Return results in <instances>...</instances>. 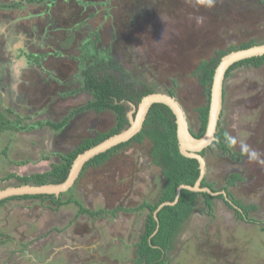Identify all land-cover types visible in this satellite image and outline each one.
I'll return each mask as SVG.
<instances>
[{"label": "rangeland", "instance_id": "374dc122", "mask_svg": "<svg viewBox=\"0 0 264 264\" xmlns=\"http://www.w3.org/2000/svg\"><path fill=\"white\" fill-rule=\"evenodd\" d=\"M79 1L88 3L80 7L74 0L68 4L57 1L58 8L46 15L62 29L52 32L55 36H50V43L32 49L46 53L41 68L32 65L27 70L24 62L19 66L18 58L10 67L0 69V113L18 127L32 126L39 119L61 120L91 99L89 93L79 90L85 66L80 62L87 39L97 36L96 47L109 49L134 79L159 93L173 89L189 130L196 133L197 109L206 104V95L192 76L196 64L230 45L264 41V0H215L211 8L201 0ZM28 2L24 10L16 11L11 10V0H0V46L4 44L2 36L21 16L27 17L21 19L27 26L22 29L21 23L15 22L12 35L26 41L32 38L27 33L33 28L28 26L37 20L32 15L42 11L45 2ZM198 16L205 18L203 25L196 24ZM40 21L43 23L45 18ZM41 31L39 26L34 37ZM11 56L8 54L9 61ZM43 69L52 72L47 70L44 77ZM23 78H28L29 84L14 82ZM223 88L224 108L228 102L224 120L226 123L229 118L226 128L232 154H223L214 146L207 148L204 177L215 190L228 188L253 221L238 219L234 208L220 197L213 199L211 214L202 212L198 197L199 203L167 255L169 264H264V164L250 160L245 150L250 146L264 159V64L234 70ZM46 104L53 108L51 113L45 109ZM114 125L112 111L87 110L75 114L59 131L38 126L6 129L0 132V178L11 172L31 175L49 171L51 164L60 163L61 156L86 137L107 132ZM149 147L145 138L117 150L101 165L86 168L61 193L62 200L72 197L79 204L57 208L49 199L39 198L3 203L0 231L11 242L4 247L15 252L14 245L29 240V252L38 251L40 261H44L52 243L56 251L50 264H132L133 246L149 212L147 208H136L155 203L163 186L160 170L149 158ZM16 185L20 183L10 178L0 182V189ZM79 205L105 213L76 216ZM12 240L17 243L12 245ZM26 262L21 259L20 263Z\"/></svg>", "mask_w": 264, "mask_h": 264}, {"label": "trees", "instance_id": "16d2710c", "mask_svg": "<svg viewBox=\"0 0 264 264\" xmlns=\"http://www.w3.org/2000/svg\"><path fill=\"white\" fill-rule=\"evenodd\" d=\"M30 1L41 2L43 0ZM87 3L88 2H84L83 4L85 5ZM10 7H15V4L10 5ZM97 42V36L95 39H87L85 49L83 48L81 52L80 63L85 66L81 70L84 83L79 90H85L91 95V99L81 107L72 110L59 121H39L34 123L30 128L48 125L51 129L59 131L75 114L87 110H94L97 113L106 110L112 111L115 115V125L107 132H99L93 136L86 137L71 151L62 155V161L60 163L51 164V169L49 171L22 176L9 173L1 177L0 182L10 178H15L20 184L32 183L41 185L45 183L57 184L63 182L67 178L72 162L78 154L104 141L108 137L126 130L130 125L127 114L132 109V105L138 107V104L144 96L156 92L154 87L134 79L124 70L111 56L109 49L96 47ZM255 44L256 42L251 40L246 43H241L238 46L230 45L224 50L215 51L210 58L200 60L196 64L192 76L201 86L203 93H205L206 104L197 109L199 128L196 133H192L195 137H201L206 130L211 84L215 69L221 58L231 51L245 49ZM263 62L264 55L236 61L227 68L224 78L230 75V72L234 68L239 66L258 67ZM77 91L78 90H74L73 92L75 93ZM167 93L175 96L173 89H168ZM217 124L219 123L217 122ZM10 128L28 129L26 127H18L16 122L14 123L13 121L5 119L0 113V132ZM214 136L215 140H213L212 143L216 144L220 150L222 148V151L228 150L226 143L222 141V135L214 134ZM145 138L150 142L148 155L151 162L160 170L163 177V186L160 189L155 203H143L136 208H147L149 212L143 222L141 236L133 246L132 264H169L170 261H168L167 255L173 248L178 233L183 227V223L186 222L190 214L194 211L198 197L201 198L203 203V207L199 210L205 212V209H207L206 213L211 214L214 205L213 199L215 197L222 198L224 195L221 192L217 195H211L208 192L191 191L182 188L174 203L165 204L158 208L159 205L164 202H173L176 197L177 187L181 184L193 185L200 173L198 160L186 157L179 151L175 116L168 106L162 103L151 104L140 131L128 141L119 143L105 152L99 153L87 160L79 176H81L84 170L89 166H99L104 163L119 148L128 146L131 143H141ZM223 153L226 152L223 151ZM200 154L203 157L204 150L200 152ZM200 187H208L212 192H216L213 183L207 182L205 177L201 179ZM224 189H226V187ZM36 198L49 199L57 208L69 203L79 204V201L72 197L62 200L61 194L59 196L54 194H24L4 198L0 200V206L11 199ZM232 203L236 205L235 211L238 219L244 220L245 222L253 221V219L248 218L245 206L240 201L232 199ZM232 203L230 205L233 206ZM104 213V210L91 212L87 208L79 205L77 216L80 214L101 216ZM261 223L264 228V216Z\"/></svg>", "mask_w": 264, "mask_h": 264}, {"label": "water", "instance_id": "95a60500", "mask_svg": "<svg viewBox=\"0 0 264 264\" xmlns=\"http://www.w3.org/2000/svg\"><path fill=\"white\" fill-rule=\"evenodd\" d=\"M261 55H264V42L255 44L245 49L231 51L221 58L213 75V80L210 89L209 111L206 130L201 137H195L189 130L183 110L181 109L175 96H172L168 93H151L141 99L140 103L138 104V107L132 105V109L127 114L130 125L126 130L108 137L104 141L94 145L93 147L83 151L82 153L76 156V158L72 162L68 176L63 182L57 184L45 183L41 185L24 183L16 186L6 187L4 189H0V200L7 197L24 194H54L58 196L62 192L67 191L74 183L75 179L78 177L84 163L87 160L99 153L105 152L109 148L119 143L128 141L131 137H133L136 133L140 131L147 111L153 103H162L171 109L175 116L176 134L179 144V151L182 155L186 157L197 159L200 170L199 176L193 185H179L176 189V197L174 201L164 202L159 205L158 208L165 204L174 203L177 200V197L182 188L191 191L208 192L209 194H214L208 187H200V182L201 179L204 177L205 172L204 159L200 154V151L203 148L209 146L212 141L215 140L214 133L216 131V126L221 111L222 86L225 71L231 64L236 61Z\"/></svg>", "mask_w": 264, "mask_h": 264}, {"label": "flooded vegetation", "instance_id": "af4514ba", "mask_svg": "<svg viewBox=\"0 0 264 264\" xmlns=\"http://www.w3.org/2000/svg\"><path fill=\"white\" fill-rule=\"evenodd\" d=\"M29 0H11V4L10 5H14L15 4V7H11V10H16V11H21V10H24L25 6L27 5V2ZM45 3L42 5L43 6V10L42 11H38V12H35L32 16L33 18H36L37 20H35L34 23H32L31 25H29L28 27H32L33 28V31H28V35L31 34L32 38L27 40L26 39H16L17 36H14L12 35L13 34V29H14V26L16 25L15 22H20L21 24H19L22 29L26 28L27 25H24L22 20H26L27 17L25 16H21V17H18L15 19V21L11 24L13 25L12 28L7 32V35L6 36H2L4 37V44L2 46H0V69L1 68H6L7 66H11L12 65V62L15 60V59H18V58H22L24 59V66L27 67V66H30L32 67L35 66V65H38L40 68H41V64L43 63V61H45V55L46 53L45 52H42L40 51V49H38L39 51H36V52H39V53H36L35 51L33 52L32 49L34 48H40L42 45H45V44H48V42L50 43V41L48 39H50L51 35L53 34L52 32H56L62 28H60V26L58 25V22L56 24V20H51L49 18H47L46 15L50 16L52 10H55L56 8H58V3L57 1H60V2H64V3H69L70 0H43ZM43 1L41 2H36V1H29L28 3H34V4H41L43 3ZM74 1H77L76 4H78L80 7H85V5L87 4H83L82 1H79V0H74ZM78 1L80 3H78ZM66 4V5H67ZM65 5V6H66ZM4 8L7 7V5H2ZM46 16V17H45ZM43 18H45V21L43 23H41L40 19L42 20ZM40 21V22H39ZM39 26H41V33L38 37H34L35 36V32L37 31V29L39 28ZM35 30V31H34ZM26 32V30L24 31ZM54 35V34H53ZM55 36V35H54ZM38 40H35L37 39ZM19 40V41H18ZM10 41V42H9ZM16 41H18L16 43ZM26 41V42H25ZM16 43V44H15ZM24 43V44H23ZM20 44V45H19ZM19 45V46H18ZM58 50V49H57ZM59 51V50H58ZM2 53V55H1ZM13 55L11 56L10 58V61H9V58H8V54ZM17 55V57H16ZM2 57H5L6 59H2ZM37 58V59H36ZM41 61V62H40ZM263 63H261L258 67H260ZM2 65V66H1ZM258 67H245V66H239L237 68H234L231 72H230V75H228L226 78H224L223 80V84L224 82L229 79L231 76H232V72L234 70H237V69H247V68H258ZM27 70H29V68L27 67ZM49 70V69H43L42 72L44 73L42 76L45 77V74H46V71ZM50 73L52 72V69L49 70ZM15 72V71H14ZM36 76H37V79H39V71L36 72ZM29 79L27 78L26 81H28ZM29 82V81H28ZM29 84V83H28ZM27 84V85H28ZM31 85V84H30ZM222 103H221V112L219 114V119H218V123L217 126H216V131L214 134H220L222 135V141L224 143H226L227 145V149L228 150H223L225 151L226 153H223V154H232V150L230 149V141L228 139V135L230 134V132H228V129L226 128V124L228 121V119H226V123H225V120H224V116L227 115V108H228V102H227V108H224V104H223V101L226 99L225 97V92H224V88L222 86ZM53 138V137H52ZM56 141V139H55ZM132 144V143H131ZM211 146H214L216 148H218L220 150V148L216 145V144H210ZM209 145V146H210ZM209 146L203 148L200 152H202L204 150V155H205V150L207 148H209ZM210 146V147H211ZM126 147V146H124ZM122 147V148H124ZM122 148H119V149H122ZM118 149V150H119ZM222 151V148L220 150V152H223ZM204 157V156H203ZM150 158V157H149ZM235 160H237V158H235ZM239 160V159H238ZM43 173V172H42ZM30 175V174H28ZM218 193L221 192L224 196L222 198H220L221 200L223 199L225 202L231 204L232 203V199L234 198L229 189H224V187H221L220 188V191L216 190ZM60 195V194H59ZM58 195V196H59ZM216 198V197H215ZM214 198V199H215ZM202 202V200H201ZM199 203V200L196 201V204ZM233 204V208L234 210L236 209V206L234 203ZM203 207V203L201 204V208ZM59 208V207H58ZM198 209V208H197ZM200 209V208H199ZM207 211V209H205ZM82 215V214H80ZM78 215V216H80ZM103 215V214H102ZM101 215V216H102ZM77 216V215H76ZM92 216V215H91ZM93 216H97V215H93ZM76 218V217H75ZM74 218V219H75ZM71 233V231H70ZM39 236V235H38ZM6 234L3 232V231H0V264H21V259H26L27 262L26 263H22V264H50V262L52 261L51 259V256L54 255L55 251H56V247L53 246L52 247V243L50 245V249L47 250V252L49 253V255L45 257V260L44 261H40V254L38 253V251H33L32 253L29 252V250H31V246L29 245V240H23L22 242H19V245H14V243H17L14 242L13 240V243L12 245H14V249L17 250L15 252L12 251L11 248H5L4 245L8 243V241L10 242V240H6ZM50 238H52L51 236H49L47 238V241L50 240ZM51 241V240H50ZM50 241H48V243H50ZM11 243V242H10ZM46 243V244H48ZM54 243H55V240H54ZM69 243L66 245L68 246ZM59 246V245H58ZM17 247V248H16ZM28 247V250H26ZM46 252V253H47ZM76 258V257H75ZM73 259V258H72ZM51 260V261H50ZM74 260V259H73ZM50 261V262H49ZM48 262V263H46ZM94 264V263H92ZM97 264V263H96Z\"/></svg>", "mask_w": 264, "mask_h": 264}, {"label": "clouds", "instance_id": "9594fccd", "mask_svg": "<svg viewBox=\"0 0 264 264\" xmlns=\"http://www.w3.org/2000/svg\"><path fill=\"white\" fill-rule=\"evenodd\" d=\"M201 3L206 4L207 7L211 8L215 4V0H201ZM204 17L198 16L195 18V22L198 26L203 25L204 23ZM245 150L248 152V156L250 160H253L255 162H258L260 164H264V159L261 158V153L256 151L255 149H251L250 146H245ZM214 194L211 195H217L218 192H213Z\"/></svg>", "mask_w": 264, "mask_h": 264}, {"label": "crops", "instance_id": "0c3cea01", "mask_svg": "<svg viewBox=\"0 0 264 264\" xmlns=\"http://www.w3.org/2000/svg\"><path fill=\"white\" fill-rule=\"evenodd\" d=\"M17 42H18V41H16V43H17ZM16 43H15V44H16ZM19 45H20V44H19ZM19 45H18V46H19ZM23 62H25L24 59L20 58V61H18V63H20L19 66L22 65ZM22 66H23V65H22ZM14 71H15V73H16V75H17L18 70L15 69ZM31 79L33 80V76H31ZM23 80H24V78H23L22 80H16V81H14V82L17 83L18 81H21V83L23 82V86H24V85H25L24 83H26L27 81H26V80L23 81ZM28 83H29V82H28ZM17 84H18V83H17ZM46 108H47V110H48L50 113H51V111H53V108L51 109L50 104H46V105H45V109H46ZM47 110H46V111H47ZM70 112H71V111H70ZM65 116H66V115H65ZM39 121H40V122H55L56 120L54 121V120H51V119H49V118H47V119H39L38 121H35L34 123H37V122H39ZM58 121H59V120H58ZM32 126H33V125H32ZM30 127H31V126H26V128L32 129V128H30ZM34 127H35V126H34ZM34 127H33V128H34ZM43 127H48L50 130H53V129H51L48 125H44V126L39 127V128H43ZM23 130H24V129H23ZM25 130H26V129H25ZM48 140H51L50 136L48 137ZM45 159H49V156L46 155ZM21 163L24 164L23 161H21ZM11 173H13V172H11ZM14 174H15V175H19V174H17V173H14ZM21 176H22V175H21Z\"/></svg>", "mask_w": 264, "mask_h": 264}]
</instances>
